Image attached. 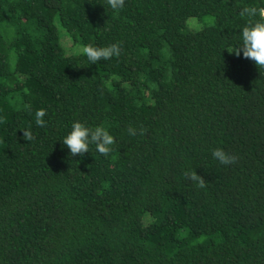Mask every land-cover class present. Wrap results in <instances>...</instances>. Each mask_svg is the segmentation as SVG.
<instances>
[{"label": "trees", "instance_id": "trees-1", "mask_svg": "<svg viewBox=\"0 0 264 264\" xmlns=\"http://www.w3.org/2000/svg\"><path fill=\"white\" fill-rule=\"evenodd\" d=\"M247 7L264 0H0V264H264V68L227 51ZM76 121L108 157L70 154Z\"/></svg>", "mask_w": 264, "mask_h": 264}, {"label": "clouds", "instance_id": "clouds-1", "mask_svg": "<svg viewBox=\"0 0 264 264\" xmlns=\"http://www.w3.org/2000/svg\"><path fill=\"white\" fill-rule=\"evenodd\" d=\"M125 0H107V4L113 10L123 8ZM242 17H259V19L247 23L241 32V43L235 47L227 48V51L234 53L237 57L243 54V58L254 61L256 66L264 68V8L247 7L241 10ZM121 54V45L113 43L105 47H96L92 44L82 46V55L95 64L100 60H109L113 57H119ZM46 115L45 109L41 108L35 112V123L38 127H45L46 122L43 119ZM130 135H137V130L129 128ZM146 129L141 128L139 134L143 135ZM23 138L26 141L34 140L31 128L23 130ZM72 156L88 153L89 144L96 145V151L101 155L108 157L112 152V145L115 144L114 137L103 126L87 127L84 123L76 121L71 126V131L61 140ZM212 156L222 165L234 164L237 161L235 155L225 152L221 148L212 150ZM186 179L194 182L198 188L206 187V181L199 176L195 170L185 171Z\"/></svg>", "mask_w": 264, "mask_h": 264}, {"label": "rangeland", "instance_id": "rangeland-1", "mask_svg": "<svg viewBox=\"0 0 264 264\" xmlns=\"http://www.w3.org/2000/svg\"><path fill=\"white\" fill-rule=\"evenodd\" d=\"M207 22H208V19L196 20V19L192 18V19H190L188 21L187 27L189 29H191V30H193L192 28H194V29H200L201 26L203 24L207 23ZM58 27H59L58 29H59V34H60L61 40H63V38L65 37L66 39L64 41V45L66 44L67 48H69L71 46V43L67 40L68 38L66 37L67 35L65 34V31L59 25H58ZM73 52H74V50L71 51V52L68 51V54H72ZM73 54H76V52L73 53Z\"/></svg>", "mask_w": 264, "mask_h": 264}]
</instances>
